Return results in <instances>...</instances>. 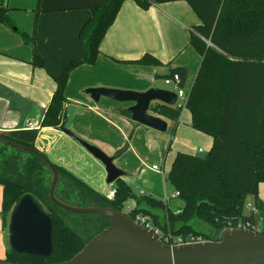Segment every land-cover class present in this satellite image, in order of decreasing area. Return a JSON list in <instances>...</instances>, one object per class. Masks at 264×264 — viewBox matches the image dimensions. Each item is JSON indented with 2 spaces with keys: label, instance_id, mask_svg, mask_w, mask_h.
Returning <instances> with one entry per match:
<instances>
[{
  "label": "trees",
  "instance_id": "16d2710c",
  "mask_svg": "<svg viewBox=\"0 0 264 264\" xmlns=\"http://www.w3.org/2000/svg\"><path fill=\"white\" fill-rule=\"evenodd\" d=\"M125 1L128 0H107L102 5L90 7L91 17L79 32L83 58L70 61L63 73L53 78L56 90L43 114V127L65 129V91L70 75L82 65L95 64L100 45ZM132 1L143 10L185 1L199 18V25L189 28V46L201 56V64L184 107L191 113L192 127L212 137V147L206 156L182 152L175 156L166 180L175 192H179L178 199L183 203L178 213L167 208L161 200L135 195L122 179L115 183V197L109 200L71 172L53 164L60 176L57 198L79 207L116 211H123L125 204L134 200L132 218L137 213H146L165 230L170 229L176 235L201 236L207 241H217L224 229L240 221L263 227L264 204L258 193L259 185L264 183V0ZM0 22L16 28L5 5H0ZM16 30L22 41L33 49L31 64L46 69L44 59L36 51L35 35ZM133 63L161 65L150 54ZM175 74L180 77L179 88H184L188 77L186 68L171 69L164 78L170 79ZM182 109L159 104L152 111L176 121ZM123 114L131 117L128 110ZM125 150L126 147L116 156ZM0 185L3 187L2 214L6 220L19 199L29 194L43 205L54 229V253L50 258L18 255L10 249L6 262L59 264L68 261L108 226V219L103 216L73 215L55 206L49 198L51 172L47 166L36 156L2 143ZM249 196L255 200L256 215H247L244 211ZM142 205L145 207H139ZM154 209H168L163 224L159 223Z\"/></svg>",
  "mask_w": 264,
  "mask_h": 264
},
{
  "label": "crops",
  "instance_id": "0c3cea01",
  "mask_svg": "<svg viewBox=\"0 0 264 264\" xmlns=\"http://www.w3.org/2000/svg\"><path fill=\"white\" fill-rule=\"evenodd\" d=\"M106 1L0 0V5L9 8V17L16 26L12 29L0 22V134L33 145L52 164L66 169L107 197L113 188H106L107 175L102 163L61 128L41 125L56 90L53 78L60 76L70 61L83 58L79 32L91 17L90 7ZM199 23L185 1L154 5L147 10L132 0L125 1L100 45L95 64L82 65L70 75L65 91V129L114 157V163L125 173L122 180L127 184L129 176L141 174L136 166L146 163L142 155L147 151L160 155L158 163L161 164L149 166L153 181L160 183L161 179L167 183L166 166L170 171L179 152L192 155L209 152L213 139L192 127L191 113L180 100L174 106L183 107L176 121L151 111L167 123V130L160 132L133 122L123 114L133 104L104 97L96 102L86 90L106 88L144 93L160 88L177 93L179 88L173 83L166 85L164 77L171 69L183 67L188 77L182 90L187 94L201 64V56L189 46V28ZM16 29L35 35L36 51L44 59L46 69L31 64L33 49L22 41ZM146 54L154 56L161 65L133 63ZM125 147L123 154L116 156ZM125 156H131L133 164L128 163ZM154 165L165 174L154 171ZM142 192L163 201L172 210L165 188L163 192L160 187L146 188L139 196ZM258 196L264 204V183L259 185ZM2 201L0 185V260H4L10 250L9 220L3 217ZM248 205L255 206V200ZM127 206L134 208V200L128 201ZM174 208L172 211L178 212L181 207ZM153 213L163 224L168 209H154ZM245 213L248 215L247 211Z\"/></svg>",
  "mask_w": 264,
  "mask_h": 264
},
{
  "label": "water",
  "instance_id": "95a60500",
  "mask_svg": "<svg viewBox=\"0 0 264 264\" xmlns=\"http://www.w3.org/2000/svg\"><path fill=\"white\" fill-rule=\"evenodd\" d=\"M86 93L96 102L104 97L118 103L133 104L127 109L132 121L160 132L167 130V123L151 113L153 107L159 104L174 107L178 102L177 93L160 88H152L144 93L91 88ZM62 131L102 163L107 184H115L125 176L115 166L114 157L79 139L71 131ZM0 143L18 152L34 155L47 166L51 172L49 198L55 206L73 215H98L108 219L107 228L93 237L72 259L59 264H264V235L249 229L227 228L220 233L217 241L170 246L124 211L64 203L56 196L59 172L44 153L13 142L2 134ZM53 231L52 219L43 205L32 195H24L10 213L9 248L18 255L50 258L54 253ZM0 264L16 263L0 261Z\"/></svg>",
  "mask_w": 264,
  "mask_h": 264
},
{
  "label": "built area",
  "instance_id": "2783aa9c",
  "mask_svg": "<svg viewBox=\"0 0 264 264\" xmlns=\"http://www.w3.org/2000/svg\"><path fill=\"white\" fill-rule=\"evenodd\" d=\"M179 82H180V77L178 74H175L172 78L166 79L165 84L168 85L170 83L175 84L179 88ZM178 95V100L182 102V106H185L186 101H187V94L181 89H178L177 92ZM152 169L154 171H157L161 175H164V170L157 165L152 166ZM116 190L111 189L107 193V198L109 200H112L115 197ZM144 195L145 192H142ZM179 197V192H175L173 195V198H178ZM132 207H125L124 212L131 214L132 212ZM246 210L248 212V215H256L257 214V209L255 206L248 205L246 207ZM178 213V212H177ZM134 221H136L138 224H140L143 228H145L147 231L152 233L154 236H156L160 241L163 243L170 245V246H178V245H184V244H194V243H200V242H205L203 237H196V236H183V235H176L174 234L170 229H163L159 225H157L153 218L146 213H137L135 215V218H133ZM229 229H249L252 230L260 235H264V226L262 227L259 224L253 223V222H238L235 226L234 225H229Z\"/></svg>",
  "mask_w": 264,
  "mask_h": 264
},
{
  "label": "rangeland",
  "instance_id": "374dc122",
  "mask_svg": "<svg viewBox=\"0 0 264 264\" xmlns=\"http://www.w3.org/2000/svg\"><path fill=\"white\" fill-rule=\"evenodd\" d=\"M179 104H180V102H179ZM207 153H208V151L207 152L205 151V153H203V154L201 153V154H199V156H206ZM161 155H162V153H161ZM142 158H143V160L146 163H143L142 166H141V163H138V166H136L137 169H141L140 170L141 174H139V175L133 174V175L128 177V179H130V183H128V184H129L132 192L135 195L139 196L141 190H145L146 188L148 189V188H151V187H155V188L160 187V190L162 192L164 191V188H165L166 192H167V196L169 197V201H170V203H171V205L173 207L172 210L174 211V209H175L174 206H176V205H178L179 207H182L183 206L182 201L180 199H178V198H173L175 190L172 188V186L168 182L167 183H163V181L161 179H160V183H155L153 181L154 180L153 179V174H152L153 172H151L149 166H151L153 164L160 165L161 163H158V162H160V159H159L160 155H158L157 152L152 153V152L147 151L146 154L142 155ZM125 159L128 160V163H132L133 164V162H134V160H133V158L131 156H125ZM168 164H169V162H168ZM115 166L118 169L122 170L120 167H118V165L115 164ZM167 168H169V167L166 166V176H168V173H169ZM131 173H133V172H131ZM151 181L153 183H150ZM99 184H101V183H99ZM105 185H106V188H113V189L116 188L115 184L109 185V184L106 183ZM248 204H254V198L252 196H249V197L246 198L245 210H244L245 212L247 211L246 207L248 206ZM10 213H11V211H10ZM10 213H9V217H10ZM9 217H8V220H9ZM68 220H73V218H69ZM68 223H70V221ZM7 230H8V228H7ZM5 259L4 260H0V261H5Z\"/></svg>",
  "mask_w": 264,
  "mask_h": 264
}]
</instances>
